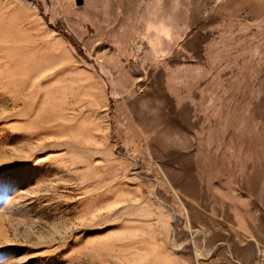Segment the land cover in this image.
<instances>
[{
    "label": "rangeland",
    "instance_id": "rangeland-1",
    "mask_svg": "<svg viewBox=\"0 0 264 264\" xmlns=\"http://www.w3.org/2000/svg\"><path fill=\"white\" fill-rule=\"evenodd\" d=\"M0 264H264V0H0Z\"/></svg>",
    "mask_w": 264,
    "mask_h": 264
}]
</instances>
